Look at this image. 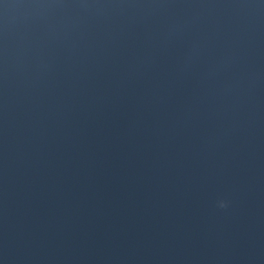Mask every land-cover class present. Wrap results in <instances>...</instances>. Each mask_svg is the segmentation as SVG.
<instances>
[{
  "label": "water",
  "instance_id": "95a60500",
  "mask_svg": "<svg viewBox=\"0 0 264 264\" xmlns=\"http://www.w3.org/2000/svg\"><path fill=\"white\" fill-rule=\"evenodd\" d=\"M4 5L0 264H264V0Z\"/></svg>",
  "mask_w": 264,
  "mask_h": 264
},
{
  "label": "clouds",
  "instance_id": "9594fccd",
  "mask_svg": "<svg viewBox=\"0 0 264 264\" xmlns=\"http://www.w3.org/2000/svg\"><path fill=\"white\" fill-rule=\"evenodd\" d=\"M227 206L226 201L221 199L217 201V207L219 208H225Z\"/></svg>",
  "mask_w": 264,
  "mask_h": 264
},
{
  "label": "snow or ice",
  "instance_id": "6c2138e0",
  "mask_svg": "<svg viewBox=\"0 0 264 264\" xmlns=\"http://www.w3.org/2000/svg\"><path fill=\"white\" fill-rule=\"evenodd\" d=\"M0 5H4V0H0ZM4 6L6 7L7 5Z\"/></svg>",
  "mask_w": 264,
  "mask_h": 264
}]
</instances>
